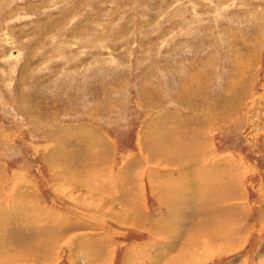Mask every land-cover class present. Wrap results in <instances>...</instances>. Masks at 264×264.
<instances>
[{"label":"rangeland","instance_id":"1","mask_svg":"<svg viewBox=\"0 0 264 264\" xmlns=\"http://www.w3.org/2000/svg\"><path fill=\"white\" fill-rule=\"evenodd\" d=\"M195 229L264 264V0H0V263L189 262Z\"/></svg>","mask_w":264,"mask_h":264},{"label":"bare ground","instance_id":"2","mask_svg":"<svg viewBox=\"0 0 264 264\" xmlns=\"http://www.w3.org/2000/svg\"><path fill=\"white\" fill-rule=\"evenodd\" d=\"M150 98V97H149ZM227 108V107H226ZM50 151V150H49ZM48 151V152H49ZM60 152V151H59ZM59 155V154H58ZM45 158H46V156H45ZM49 160V159H48ZM47 160V161H48ZM58 160V159H57ZM169 160H171V158H170V156H168L166 159H165V161H169ZM47 163V162H46ZM50 164V163H49ZM51 166V165H50ZM208 175V174H207ZM205 176V175H204ZM206 178V177H205ZM101 179V178H100ZM203 179V178H202ZM185 186V185H184ZM186 186H188V190H189V192H196V189H198V190H200L199 188H200V186H198L197 184H196V187L193 185V183H188V185H186ZM186 188V187H185ZM86 189V188H85ZM187 189V188H186ZM177 190V189H176ZM174 192V191H173ZM173 192H170L171 194L173 193ZM186 192V191H185ZM182 194V193H181ZM183 195V194H182ZM184 195H193V193L192 194H189V193H184ZM182 198V197H181ZM95 200V199H94ZM103 201H104V199H102ZM171 201L170 202H172V199H170ZM209 200V199H208ZM92 201V200H91ZM99 201V200H98ZM107 202V201H106ZM168 202H169V200H168ZM167 202V203H168ZM169 202V203H170ZM186 202V201H185ZM188 202L190 203L191 202V204L193 203V201H192V199H190V200H188ZM187 202V203H188ZM201 202H203V201H201ZM90 205H91V203H89ZM95 204H97V205H99L98 203H97V201L95 202ZM97 205L94 207V208H96L97 207ZM108 205V204H107ZM91 207H93L92 205H91ZM102 207H103V205H102ZM98 209V208H97ZM105 209V208H104ZM103 209V210H104ZM112 210V209H111ZM105 212V211H104ZM97 213V212H96ZM95 213V214H96ZM103 213V212H102ZM132 213L133 214H135L134 216H136V217H133V215L132 216H129L130 214H128V216H129V218L126 216V220L128 221V222H130V223H132L134 226L135 225H137L138 224V219H139V216L137 215L138 214V212L136 211H132ZM104 214V213H103ZM170 214V213H169ZM107 215V214H106ZM110 215H112V217H113V215L114 214H112V213H110ZM130 217L132 218V219H130ZM118 219H119V216L117 217V221H118ZM214 222V221H213ZM52 223V222H51ZM214 226H215V224H214ZM165 229H166V227H165ZM219 230V229H218ZM198 231H200L201 232V230H197V229H195V234H194V236L193 237H191L190 238V240H189V242H186L185 244H190V246H191V248H193V252H192V254L193 255H191L190 257H188V258H190L189 260H192V257H194L193 258V260L192 261H189V262H185V260L183 261V263H181V262H179L180 261V259H179V253H181L182 252V250L177 254V258H176V256H174V259L171 257L170 258V261H169V264H197L198 262H199V260L197 259V256L198 257H203V256H205V255H207V253H210V249H208L207 251H205V250H199V251H197V254L195 253L196 252V249H200L199 248V246H200V237H198L197 236V232ZM171 232V231H170ZM164 233V232H163ZM172 233V232H171ZM202 233V232H201ZM190 234V233H189ZM170 235V234H169ZM168 235V239L170 238V240H172L173 239V236L172 235H170L169 236ZM203 235V234H202ZM164 236V235H163ZM188 236V235H187ZM187 236H186V238H187ZM165 237H166V235H165ZM206 237V236H205ZM172 238V239H171ZM175 238L176 237H174V240H175ZM173 240V241H174ZM185 240V239H184ZM202 240H205L204 242H205V244H206V246H205V248H207L208 246H207V240H206V238H204V239H202ZM172 241V242H173ZM175 242H176V240H175ZM209 242V241H208ZM49 243V242H48ZM167 243V242H166ZM171 243V242H170ZM210 243V242H209ZM51 244H53V243H51ZM184 244V245H185ZM160 247H162V246H160ZM170 248H172V246H169ZM210 247V246H209ZM160 250H161V248H159ZM159 250V251H160ZM177 252V251H176ZM176 252L174 251V254L176 255ZM159 253H161L162 255H164L163 253H164V251H160ZM183 253H184V251H183ZM166 254V253H165ZM195 255V256H194ZM181 256V255H180ZM186 256V255H185ZM184 256V257H185ZM154 257H156V255L154 256ZM157 257H159V256H157ZM155 259V258H154ZM163 260V259H162ZM171 261H172V263H171ZM176 261H177V263H176ZM1 262V261H0ZM3 262V261H2ZM168 262V261H167ZM153 263V262H152ZM1 264V263H0ZM7 264H8V262H7ZM138 264V263H137ZM161 264V263H160Z\"/></svg>","mask_w":264,"mask_h":264},{"label":"crops","instance_id":"3","mask_svg":"<svg viewBox=\"0 0 264 264\" xmlns=\"http://www.w3.org/2000/svg\"><path fill=\"white\" fill-rule=\"evenodd\" d=\"M164 122V121H163ZM160 135H162V136H164V135H166V134H160ZM159 135V137H158V139L157 140H154L152 143H149L150 145V147H151V145L152 144H155L154 142H156L157 143V141H158V144L160 143V141L162 142V136H160ZM159 147V146H158ZM158 152V149H155V152L154 153H157ZM151 152H148V155L150 154ZM204 155H205V161L207 160L206 159V153L205 152H202ZM172 157V156H171ZM154 159H155V157H154ZM157 159L158 160H160V159H162V157H161V155H158V157H157ZM157 159H155L154 161H156ZM174 159V158H173ZM210 166H211V164H210ZM196 171V175H198L197 176V178L198 177H200V181H202V180H207L206 182V184L208 185V187H209V179H213L214 177H215V174L216 173H214V166H213V164H212V167H211V171H210V167L208 168V166H207V168H205V166H204V171L205 172H201V171H203V169H201V167L197 170H195ZM208 174V175H207ZM205 175V176H204ZM169 177H171L170 175H168ZM206 177V178H205ZM165 178H167V177H165ZM172 178V181H174V182H177V184L179 185V186H184V184H186L187 182H184L183 181V184H182V180L181 179H179L178 177H176V178H178V181H175L174 179L175 178H173V177H171ZM191 179H187L186 181H191L192 180V182H193V185H196V182H194V180H195V175H193L192 174V177H190ZM203 178V179H202ZM177 180V179H176ZM163 182L164 184H159L158 186H157V188L156 189H154V190H156L157 192H155L154 191V193H155V195H157V198L159 199H162L166 194H167V187H166V182L164 181V179H160V182ZM161 182V183H162ZM199 183H202V182H199ZM106 185H107V183H106ZM186 185H188V183L186 184ZM185 185V186H186ZM204 185L205 184H203V187H204ZM212 185H214V184H212ZM103 187H105L106 189H108V191L106 192L107 194H109L110 193V190H109V187H110V185H108V187L107 186H104L103 185ZM200 187L201 188H203L202 186H201V184H200ZM181 189H183V188H181L180 187V189L179 190H181ZM200 189V188H199ZM209 189V188H208ZM208 191V190H207ZM123 199H124V201H130V200H133V197L132 198H127V197H125V196H121ZM166 197H164V199H165ZM117 200V199H116ZM163 200V199H162ZM121 201V200H120ZM120 201H118L119 203H121ZM122 204V203H121ZM0 248L2 249L3 248V244H2V242L0 241Z\"/></svg>","mask_w":264,"mask_h":264}]
</instances>
